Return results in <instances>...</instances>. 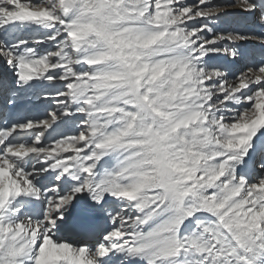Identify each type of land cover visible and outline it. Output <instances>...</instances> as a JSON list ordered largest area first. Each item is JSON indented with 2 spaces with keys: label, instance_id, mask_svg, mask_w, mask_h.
I'll return each mask as SVG.
<instances>
[{
  "label": "snow or ice",
  "instance_id": "1",
  "mask_svg": "<svg viewBox=\"0 0 264 264\" xmlns=\"http://www.w3.org/2000/svg\"><path fill=\"white\" fill-rule=\"evenodd\" d=\"M0 264H264V0H0Z\"/></svg>",
  "mask_w": 264,
  "mask_h": 264
}]
</instances>
